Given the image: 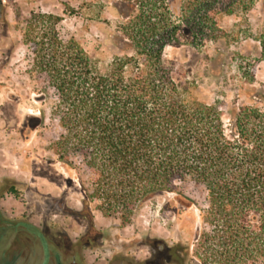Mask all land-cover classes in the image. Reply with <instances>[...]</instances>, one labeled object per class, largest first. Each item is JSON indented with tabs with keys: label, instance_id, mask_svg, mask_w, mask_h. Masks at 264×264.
I'll return each mask as SVG.
<instances>
[{
	"label": "trees",
	"instance_id": "16d2710c",
	"mask_svg": "<svg viewBox=\"0 0 264 264\" xmlns=\"http://www.w3.org/2000/svg\"><path fill=\"white\" fill-rule=\"evenodd\" d=\"M110 1L122 18L113 36L122 54L105 69L76 39L60 37V16L17 14L33 71L56 97L61 134L51 149L81 174L78 213L88 227L64 255L39 227L0 209V264H86L81 252L104 239L94 212L126 227L146 203L187 182L206 193L194 244L159 241L156 261L137 264H264V110L235 105L226 118L220 102L198 100L177 80L165 55L169 46L225 38L219 16L249 12L257 0Z\"/></svg>",
	"mask_w": 264,
	"mask_h": 264
},
{
	"label": "rangeland",
	"instance_id": "374dc122",
	"mask_svg": "<svg viewBox=\"0 0 264 264\" xmlns=\"http://www.w3.org/2000/svg\"><path fill=\"white\" fill-rule=\"evenodd\" d=\"M178 2L171 0L173 6ZM33 11L60 16V37L76 39L103 69L122 54L113 41L122 18L110 0H3L0 7V190L14 185L18 191L17 197L4 194L0 209L9 219L39 227L67 255L75 251L70 243L85 234L88 221L78 213L81 174L63 165L51 149L61 134L53 115L55 94L34 73L24 24L17 20V14L26 17ZM218 20L225 38L205 47H167L177 80L187 83L198 100L220 102L226 118L235 105L264 110V0H257L249 12ZM205 198L201 185L183 183L178 193L146 203L126 227L119 219L94 212L104 239L81 256L86 264L153 263L159 241L193 245Z\"/></svg>",
	"mask_w": 264,
	"mask_h": 264
},
{
	"label": "crops",
	"instance_id": "0c3cea01",
	"mask_svg": "<svg viewBox=\"0 0 264 264\" xmlns=\"http://www.w3.org/2000/svg\"><path fill=\"white\" fill-rule=\"evenodd\" d=\"M105 218V217H104Z\"/></svg>",
	"mask_w": 264,
	"mask_h": 264
}]
</instances>
